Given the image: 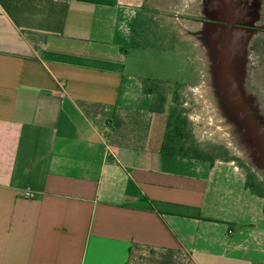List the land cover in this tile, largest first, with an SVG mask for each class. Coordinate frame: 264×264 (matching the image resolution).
Returning <instances> with one entry per match:
<instances>
[{"label": "crops", "instance_id": "0c3cea01", "mask_svg": "<svg viewBox=\"0 0 264 264\" xmlns=\"http://www.w3.org/2000/svg\"><path fill=\"white\" fill-rule=\"evenodd\" d=\"M214 2L0 0V264H264L263 199L233 160L161 152L130 44L211 48Z\"/></svg>", "mask_w": 264, "mask_h": 264}, {"label": "rangeland", "instance_id": "374dc122", "mask_svg": "<svg viewBox=\"0 0 264 264\" xmlns=\"http://www.w3.org/2000/svg\"><path fill=\"white\" fill-rule=\"evenodd\" d=\"M234 3L232 17V4L215 0L220 16L214 18L217 39L208 41L211 48L200 39L187 38L185 24L181 41L161 39L145 46L133 35L130 44L143 45L148 77L180 83L178 98L201 146L225 147L229 160L264 183V25L240 24L238 0ZM230 20L229 50L223 36ZM170 100L168 95L167 103Z\"/></svg>", "mask_w": 264, "mask_h": 264}, {"label": "trees", "instance_id": "16d2710c", "mask_svg": "<svg viewBox=\"0 0 264 264\" xmlns=\"http://www.w3.org/2000/svg\"><path fill=\"white\" fill-rule=\"evenodd\" d=\"M133 44L136 45L137 43L133 42ZM178 85L180 83L177 81L170 82L151 77L142 78L143 90L152 95L151 111L166 114L165 129L160 147L161 152L208 161H212L216 156L229 160L230 158L226 157L228 151L225 147L217 145L205 148L194 138L189 127V120L181 105L182 102L178 98ZM168 95H171V100L167 103ZM245 177V186L263 199L264 213V183L250 170L245 172Z\"/></svg>", "mask_w": 264, "mask_h": 264}, {"label": "water", "instance_id": "95a60500", "mask_svg": "<svg viewBox=\"0 0 264 264\" xmlns=\"http://www.w3.org/2000/svg\"><path fill=\"white\" fill-rule=\"evenodd\" d=\"M230 26H231V21L228 23L226 31H225L224 36H223L224 40H225V42H226V44H227V46L229 48V50H230V46H229V43H228V32H229Z\"/></svg>", "mask_w": 264, "mask_h": 264}, {"label": "built area", "instance_id": "2783aa9c", "mask_svg": "<svg viewBox=\"0 0 264 264\" xmlns=\"http://www.w3.org/2000/svg\"><path fill=\"white\" fill-rule=\"evenodd\" d=\"M28 196H29V197H32L33 195H32V193H28Z\"/></svg>", "mask_w": 264, "mask_h": 264}]
</instances>
